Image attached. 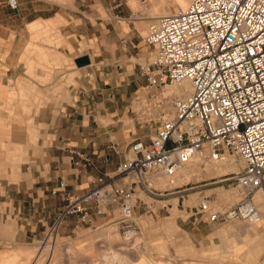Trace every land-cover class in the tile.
I'll use <instances>...</instances> for the list:
<instances>
[{"label":"built area","instance_id":"obj_1","mask_svg":"<svg viewBox=\"0 0 264 264\" xmlns=\"http://www.w3.org/2000/svg\"><path fill=\"white\" fill-rule=\"evenodd\" d=\"M7 5L18 11L17 0ZM130 18L140 20L137 14ZM144 43L152 54L149 64L139 65L148 97L137 100L135 118L155 133L148 142L132 141L131 157L94 188L65 193L67 185L60 181L50 191L52 196L65 193L55 225L69 218L91 224L93 216H105L116 204L118 222L132 227L137 188L158 196L147 178H172L199 156L239 161V170L221 181L233 183L239 199L228 208L204 199L193 207L194 214L210 223H258L253 199L264 196V0H192L183 11L152 19ZM183 81L190 82L191 94L162 95ZM117 180H124L123 186Z\"/></svg>","mask_w":264,"mask_h":264},{"label":"rangeland","instance_id":"obj_2","mask_svg":"<svg viewBox=\"0 0 264 264\" xmlns=\"http://www.w3.org/2000/svg\"><path fill=\"white\" fill-rule=\"evenodd\" d=\"M48 1L65 5L70 0ZM122 1L129 8L130 15L137 14L141 19L114 20L113 15L103 14V18L108 21L109 41L105 44L106 50L112 51L120 47V43H116L115 39H121L127 33L134 34L139 58L132 61L142 66L147 65L152 58L150 49L144 43L148 25L152 19L174 13L178 7L172 0H166L163 4L160 0H146L145 4H141L138 0ZM62 24L65 22L61 20L51 32L41 33L33 38L49 48L47 50L45 47L42 51L34 47L32 51L34 55L41 54V58L37 57L36 60L44 63V70L57 66L48 63V58L43 54L50 55L51 46L62 44V41L58 43L56 40L59 36V30L56 28ZM35 30L36 28H29L31 34ZM96 45L95 41L89 42L91 48H95ZM84 50V45L80 44L74 54L85 53ZM34 66V63L28 62L27 75L31 78H33L31 69L33 70ZM75 66L68 61L59 63L60 72L75 69ZM70 83L72 82L61 73L60 87ZM143 87L139 93L142 100L148 97ZM62 91L59 90L60 93ZM55 93L56 91L53 92ZM12 94L14 99L11 101L12 107L9 113L12 120L6 123L4 120L0 122V140L7 144L5 147H0V225L12 223L7 234L3 233L0 227V264H135L139 261H143L144 264H264V250L255 259L250 260L247 258L249 246L242 247V238L247 233L239 229V226L246 225L245 222L210 223L204 217L194 214L193 207L204 199L212 204L216 202V205L219 204L221 207L223 205L220 203L229 207L238 201L239 194L235 185L221 182L226 178L223 171L228 170L227 174L235 173L240 168V163L232 156L226 158L234 161L238 170L236 165L229 167L228 163L226 166L209 167L208 172L196 171L190 181L179 180L176 184L178 187L169 188L170 190L157 189L161 188V182H158L155 183L157 188L154 189L157 190L155 193L158 195L155 197L137 188L132 227L118 222L119 211L116 204L107 208L105 216L92 219L91 224L69 219L70 222L68 221L67 224L64 221L59 227L55 225L57 214L54 216L52 211L58 207L59 202L54 203L50 191L42 194L37 190L39 185L34 181L36 173L34 170L28 171V167L35 159L34 156L43 157L46 154L45 146L41 143L40 130L43 125L32 121L33 114L38 110L35 104L40 100L41 95H37L34 87L26 92L12 91L10 96ZM51 95V90L45 91L44 102H49ZM138 107L136 101L133 108L134 118ZM0 110L3 112L4 108L1 106ZM32 130L35 137L32 136ZM24 132L26 137L20 138ZM15 143H22L24 148L20 147L18 150L19 146ZM129 147L126 158L131 157ZM15 166H18V171ZM215 169L219 172L217 173ZM147 180L153 183L152 178ZM117 183L123 186L124 180ZM186 183L188 184L185 185ZM186 188L192 189L182 192ZM260 204L264 205L263 198ZM63 205L64 202L61 207ZM261 210L264 213V209ZM171 223L173 225L170 226ZM260 223L261 221L256 224ZM166 224H168L167 228L162 229ZM173 228L178 232L169 231ZM179 237H182L181 240ZM175 239L178 243L188 241L194 248V254L189 252L188 247L177 250L174 246ZM252 240L253 238L250 243ZM213 246L220 247L215 250L213 257L199 256L202 248L208 249Z\"/></svg>","mask_w":264,"mask_h":264},{"label":"crops","instance_id":"obj_3","mask_svg":"<svg viewBox=\"0 0 264 264\" xmlns=\"http://www.w3.org/2000/svg\"><path fill=\"white\" fill-rule=\"evenodd\" d=\"M17 3L18 11H12L7 0H0V107L4 108L3 112L0 110V122L12 120L9 113L14 94L10 96L11 92H26L34 87L41 98L35 104L38 110L32 121L43 125L41 143L46 149V154L34 156L28 167V171L36 173L37 190L44 194L63 181L67 185L65 193L85 192L94 188L99 178L106 179L115 173L132 141L148 142L155 133L154 128L139 124L133 117L134 103L141 97L140 89L145 83L139 73L140 64L132 61L139 58L136 36L127 33L115 39L120 43L116 50L105 47L109 41L108 21L103 14L129 20L130 10L122 0H70L65 5L48 0H17ZM118 3L121 6L118 7ZM61 20L65 24L56 28L60 36L56 40L62 44L51 46L50 55L43 54L48 63L57 66L44 70V63L36 60L41 54L34 55L32 51L34 47L43 51L46 46L33 38L51 32ZM30 27L36 28L32 34ZM91 41L97 44L95 48L89 46ZM80 44L84 45L85 53L74 54ZM83 56L88 57V65L60 72V61L74 64V59ZM28 62L35 64L31 69L33 78L27 75ZM61 73L72 83L60 87ZM45 80L48 82H43ZM48 90L52 91L51 100L44 102V92ZM31 133L35 137L33 130ZM25 137V132L20 135V138ZM5 145L0 140V147ZM15 145L19 146L18 150L24 148L22 143ZM15 167L18 171V166ZM117 182L120 180L114 183L118 185ZM65 193L51 196L54 203L59 202L52 211L54 216L61 209ZM96 218L93 216V220ZM69 219L64 223H69ZM0 227L7 234L12 223ZM259 229V243H246L255 255L264 250V217ZM169 231L178 232L175 228ZM176 240L177 250L188 247L194 254L188 241L178 243ZM219 248H202L199 256L213 257Z\"/></svg>","mask_w":264,"mask_h":264},{"label":"bare ground","instance_id":"obj_4","mask_svg":"<svg viewBox=\"0 0 264 264\" xmlns=\"http://www.w3.org/2000/svg\"><path fill=\"white\" fill-rule=\"evenodd\" d=\"M188 1L189 0H172L173 4H175V6L178 7L177 11L185 10L190 5L192 0L190 1V3ZM160 2L163 4V3L166 2V0H160ZM177 11H175V12H177ZM191 92H192V86H191L190 82L183 81L179 85L165 88L164 91L162 92V95L164 97L170 98V99L171 98H184L187 95L191 94ZM227 163H228L229 167L231 165L232 166L236 165L234 161H232V160L229 161V160H227L226 157H224L221 160L216 161V162H210V161L204 160L202 157L199 156V158H195L192 163H190L189 165H187V166L181 168L180 170H178V172L176 173V175L174 177H172V178H166V177H163V176L150 177V178L153 179V183H150V182L149 183L151 184V186L153 188H157V187H155V185L158 182H161L160 183L161 188H157V189H160V190L169 189V188H173V187H178L176 184L178 183L179 180L190 181L195 176L194 173L196 171H199V173H200V171L208 172L209 169H210L209 167L226 166ZM237 164H239V163H237ZM215 170L217 171V173L219 172L218 169H215ZM215 170H213V171H215ZM236 170H238L237 165H236ZM227 172H228V170L223 171V175L227 174ZM150 178H147V179H150ZM262 198L264 199V196L262 194L258 193V194H256L254 196V199H253L254 202L258 205V210L260 211V220L259 221H261V223H262V220H263V217H264L263 212H261L262 211L261 209L264 208V206H262L260 204V202L262 201ZM220 204H222L223 207H221L219 204L216 205V202L213 203L212 205L217 207V208H228V206L226 204H223V203H220ZM259 207H260V209H259ZM244 222L245 221H243V223ZM245 223H246V225L243 224V225L239 226V229H242L243 231H246V233H247L246 236L244 235V237L242 238L243 239V246L242 247H247L246 243L250 242L252 238H253V240H252L253 243H259V241H260L259 235H260V231H261L259 229V227H260L261 223L260 224H253V223H249V222H245ZM123 254H125V253H123ZM256 257H257V255H255V253L253 251L248 250L247 258H249L251 260V259H255ZM135 264H144V262L143 261H139V262H137Z\"/></svg>","mask_w":264,"mask_h":264},{"label":"water","instance_id":"obj_5","mask_svg":"<svg viewBox=\"0 0 264 264\" xmlns=\"http://www.w3.org/2000/svg\"><path fill=\"white\" fill-rule=\"evenodd\" d=\"M74 64L76 65L77 68H80V67L88 65L89 59L86 56L79 57V58L74 59Z\"/></svg>","mask_w":264,"mask_h":264}]
</instances>
